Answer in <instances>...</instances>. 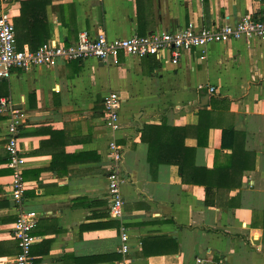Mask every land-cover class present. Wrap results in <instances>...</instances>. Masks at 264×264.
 Masks as SVG:
<instances>
[{
    "label": "crops",
    "instance_id": "1",
    "mask_svg": "<svg viewBox=\"0 0 264 264\" xmlns=\"http://www.w3.org/2000/svg\"><path fill=\"white\" fill-rule=\"evenodd\" d=\"M19 1L0 0V14L14 23ZM46 9L48 41L68 45L83 30L122 39L174 32L190 23L235 24L259 17L264 0H50ZM110 92L124 101L116 132L104 119ZM204 110L208 117H201ZM15 111L23 121V209L38 213L32 264H194L197 257L264 264V41L192 49L176 63L169 56L122 57L118 64L59 61L0 81V264H11L19 253L13 237L16 179L6 149ZM202 121L210 127L208 143L196 148L186 175L190 182H183L175 164L152 171L143 127L180 129ZM157 133L148 137L155 141ZM175 139L176 152L160 158L190 160L194 131ZM112 140L124 151L127 256L120 253V222L110 216ZM218 162L223 168L216 171Z\"/></svg>",
    "mask_w": 264,
    "mask_h": 264
},
{
    "label": "built area",
    "instance_id": "2",
    "mask_svg": "<svg viewBox=\"0 0 264 264\" xmlns=\"http://www.w3.org/2000/svg\"><path fill=\"white\" fill-rule=\"evenodd\" d=\"M264 41V11L259 17L245 16L237 23H223L213 27H197L193 23L174 32H159L145 36L133 35L128 38H110L104 32L92 34L83 30L77 41L66 45L63 42L50 40L37 51L19 49L16 38V27L6 13L0 14V81H7L14 72H28L38 68H52L59 61L83 62L95 59L105 63H119L120 59L154 56L158 60L171 57L176 63L182 54L192 49L205 51L208 47L231 41ZM210 92H214L211 88ZM123 99L117 92H110L104 98V119L112 132L120 129V114ZM6 101H2V110ZM23 125L22 116L11 112L7 130V154L9 167L14 171L15 183L12 198L19 207V215L13 229V237L18 242L19 253L11 264H32V248L36 241L33 234L38 213L23 209L26 186L22 177L23 159L20 156L18 132ZM111 168L107 176L108 191L112 199L110 216L120 222L122 245L120 253L127 256L130 252L129 236L124 227V198L121 187L124 179L121 176L124 162V151L116 141L108 145ZM124 264H127L124 261ZM194 264H220L207 257H197Z\"/></svg>",
    "mask_w": 264,
    "mask_h": 264
},
{
    "label": "trees",
    "instance_id": "3",
    "mask_svg": "<svg viewBox=\"0 0 264 264\" xmlns=\"http://www.w3.org/2000/svg\"><path fill=\"white\" fill-rule=\"evenodd\" d=\"M18 1L19 0H17V2ZM19 2L21 6L20 16L14 19L18 48L21 50L24 48L25 45H27L31 51H37L50 39V31L48 30L46 9L48 4H50V0H31ZM205 110L202 111L201 117H208L209 113ZM190 129L194 131L195 139L197 140V143L194 147L187 149L186 153L187 155H190V160L181 157H178L174 160H171L169 158H160L162 157V155H171L175 153L179 141L176 139L174 140V137L178 134H186ZM154 130L158 132L156 136L157 139L155 141L151 140L148 137L149 133H153ZM209 130L210 127H207L203 121L200 122L196 127H184L180 129H171L167 126H162L159 128L144 126L142 129V141L145 144H148L149 146L148 162L152 167V171H155L160 164H175L179 167L180 175L183 179V182H190L186 177L188 169L190 166H194L193 158L196 152V148L207 146ZM232 135L234 138H236L235 133ZM184 141L185 136L181 138L180 142L184 144ZM238 154L239 150L235 148L233 156L235 157ZM233 156H231L230 158H233ZM222 168L223 165H219L218 162V165H216L215 170L219 171ZM10 171L13 170L11 169ZM240 185L241 181L239 186ZM118 227L120 229V223Z\"/></svg>",
    "mask_w": 264,
    "mask_h": 264
}]
</instances>
